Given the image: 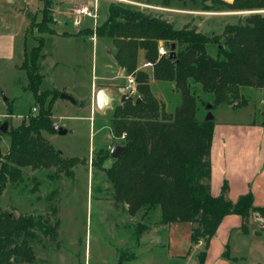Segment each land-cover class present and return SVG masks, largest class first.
<instances>
[{
    "label": "trees",
    "instance_id": "obj_1",
    "mask_svg": "<svg viewBox=\"0 0 264 264\" xmlns=\"http://www.w3.org/2000/svg\"><path fill=\"white\" fill-rule=\"evenodd\" d=\"M207 1L225 3L237 11L264 8V0H205L206 4ZM43 13L44 19L49 17L45 8ZM42 31L56 33L54 28ZM106 33L117 48L118 64L129 73H136L142 94L139 101L121 102L111 119L113 135L125 134L124 149L106 171L114 187V200L127 203L131 215L143 211V217H147L160 210L163 224H197L192 229L191 242L197 244L205 239V249L198 254L199 264H205L211 238L226 215H240L241 229L246 234L256 214L264 217V206L255 205L252 192L233 201L227 197L229 185L225 182L220 195H213L211 150L215 120L199 117L200 106L204 105L208 111L209 103L212 108L221 104L246 106L248 101L242 87L264 89V13L252 12L244 22L227 24L223 36H209L195 26L176 28L160 16L112 3L106 21L97 29L99 36ZM160 42L175 44V58L170 54L160 55ZM210 44L217 45L215 56L208 51ZM44 46L42 36L33 49V57L38 52L45 57ZM141 50L154 63L153 77L173 82L175 91L181 94V102L173 112H167L165 104L152 93L150 75L137 70ZM33 57L29 60L26 51L21 68L27 73L36 99L40 100L38 90L43 75L39 73L40 62ZM193 83L200 84L212 101L198 98L192 90ZM52 92L54 98L49 108L42 107L39 114H30L28 120L11 128L9 152L3 155L0 149V202L8 184L22 180L25 167L36 170L57 166L60 172L73 178V168L88 162L87 158L78 156L63 158L61 151L42 135L43 130L49 133L56 130L50 108L61 92ZM8 109L11 111V106ZM108 157L109 151L100 161ZM59 227L60 220L52 226L47 216L42 219L15 216L2 212L0 207V264L18 260L34 262L33 243L38 234L55 240ZM145 229V225L137 226L136 236L140 238ZM224 256L230 258L227 251Z\"/></svg>",
    "mask_w": 264,
    "mask_h": 264
},
{
    "label": "rangeland",
    "instance_id": "obj_2",
    "mask_svg": "<svg viewBox=\"0 0 264 264\" xmlns=\"http://www.w3.org/2000/svg\"><path fill=\"white\" fill-rule=\"evenodd\" d=\"M54 1H57V15H61L63 20L70 21L78 16L75 10L87 2V0ZM131 1L148 3L155 7L109 0L110 4H120L160 16L172 22L176 28L185 25L195 26L198 31L209 36L215 34L223 36L227 24L244 22L247 16L258 10H246L240 13L229 8L225 3L217 1L208 8L205 0ZM223 1L232 2L233 0ZM109 2L101 1L100 16L107 14ZM39 5L43 8L37 10ZM25 6H28L25 10L31 22L26 36L28 17L18 10ZM44 8L49 16L45 19ZM54 8L50 0L48 3L43 0H0V40L3 43L16 46L18 54L26 40L27 54L29 60H32L33 49L38 46V39L42 36L47 38L43 50L46 58L39 68V73L43 75L38 90L40 100L36 99L29 86L27 73L21 66L19 69L15 62L0 61V126L3 123L9 126L7 133L0 129V135H2L0 149L3 155L7 154L11 147L9 135L11 128L17 127L24 119L28 120L30 114H39L42 107L49 108L54 98L52 91L70 92L73 93L70 94L73 97L84 93L86 82L105 69L111 60L109 54L116 53V46L107 33L102 37L108 40L109 46L105 48L109 50L103 46H95L94 50L89 40L71 43L70 41L61 42V39L48 36L50 33L42 30L53 28ZM217 11H220V14H217ZM33 12L41 13V19L36 20ZM92 21V18L82 16L79 25L82 28L79 29L78 34H88L89 30L85 28L87 26L93 28ZM105 21L106 19L103 22L100 21L98 28ZM99 37L97 34V38ZM166 46L171 52V45ZM208 51L215 56L217 45L210 44ZM33 59L41 62L42 53H36ZM145 60H147L145 51L141 50L138 66ZM61 61L65 63L61 64ZM61 65H65L64 69H61ZM153 69L154 63L152 68L140 69L150 75L149 82L151 76L153 77ZM124 73L125 75L129 73L126 68ZM119 84L116 88H119ZM162 84L161 87L155 83L154 86L150 85L151 91L160 101H164L167 112H173L181 102V94L178 91L179 95L172 91L170 86L174 83L171 81ZM192 90L198 98L207 102L212 101L210 95L202 91L200 84L193 83ZM247 90L249 89L245 87L244 92L246 93ZM118 92L110 104L97 111L91 132L90 121L85 118L88 113L86 107L61 99L60 95L55 98L50 113L56 130L53 133L43 130L42 135L61 151L63 158L87 157L88 162L73 168L74 173L76 172L73 178L60 172L57 166L40 168L34 173L25 167L22 180L19 183L8 184L1 195L2 212H9L15 216L32 215L35 219L47 216L52 226L60 220L57 239L53 240L43 236L42 233L38 234V238L33 243L36 253L34 262L18 260L13 264H196L198 262V256L191 252L196 244L190 241L192 229L197 224L177 223L172 227L170 225V228H160L159 211H153L149 217H143V211L131 215L127 203H116L114 200V187L106 171L115 160L111 156L113 145L116 143L124 145L125 141V134L115 136L111 130L114 109L122 102ZM6 97L7 100H4ZM9 106L13 107L14 117L7 114ZM33 107L36 108L35 111L32 110ZM207 112L205 106L201 105L199 117L203 118ZM60 127L67 128L69 131L60 134L58 132ZM108 151L109 157L101 162L100 158ZM141 224L145 225L146 229L138 238L136 230ZM201 241H203L202 250H204L205 239H201L197 245ZM122 254L123 258H121Z\"/></svg>",
    "mask_w": 264,
    "mask_h": 264
},
{
    "label": "crops",
    "instance_id": "obj_3",
    "mask_svg": "<svg viewBox=\"0 0 264 264\" xmlns=\"http://www.w3.org/2000/svg\"><path fill=\"white\" fill-rule=\"evenodd\" d=\"M50 1H52L53 6L55 7L53 10L55 21L53 24V28L55 29L56 33H48V36H54L58 39H61V42L70 41L71 43H81V40H84L86 42L87 40H89L92 42L94 50L95 46H103V48H105V46H109L108 40H106L102 36H100L99 38L96 37V39L93 40L92 28L88 26L85 28L89 30L88 34H78L79 29L81 30L82 28V26H79L80 24L77 25L75 23L78 16L76 17V19L71 21L61 19V15H57L56 12L57 1ZM101 1L102 0H100V4ZM59 2L61 4V1ZM109 6L110 2L107 6L108 12L104 16H100L99 8L98 23H100V21L103 22L105 19H107L109 15ZM26 7L28 6L18 9L20 12H22V14H25L28 17V19H26V21L28 20V22L25 28V36L27 34V28L31 23L30 17L27 11L25 10ZM42 8L43 6L39 5L37 7V10ZM239 12L242 13V11ZM218 13L220 14V11H217V14ZM40 15L41 13L39 12L37 14H34L36 20L41 19ZM92 24L94 25V20L92 21ZM45 41H47V38H45ZM26 42L27 41L25 40V44ZM25 44L21 47L17 54L16 46L5 44L0 40V61L10 60L13 63L15 62L17 68L20 69V66L25 60L26 51L28 50V46L27 44ZM105 49L109 50V48ZM115 54H109L111 60L109 64L106 65L105 69H103L99 75H94L91 80H88L86 82L84 93H80V95H74L76 102L73 104H80L88 109V113L86 114L85 118L90 121V132L93 128V123L98 113L97 111L100 109L97 106V92L100 89H104L107 95L113 98L114 100L117 96L118 90L126 82L127 74L125 75L124 73L125 68H123L117 63V60L115 59ZM45 58L46 54L45 57L42 58L40 65ZM64 63L61 61V64ZM64 67L65 65H61V69H64ZM166 82L157 80L151 76V80L149 83L151 86H154L155 83L159 84L161 87L163 85L162 83ZM118 84L120 86L119 88H116ZM171 85L172 86H170V88H172V91L175 94H178L175 91L174 84ZM247 88L249 90H247L246 93L244 92L245 87L241 88L243 95L248 101L246 106L234 107L229 104H221L213 108L212 110L215 116V127L211 150V189L213 195L218 196L222 191L224 183L227 182L229 185L227 197L229 199L236 201L239 196L248 192H252L254 195L255 205L264 206V89H256L253 87ZM64 93L73 94L70 92ZM60 98L67 100L65 98H62L61 96ZM4 100H7V97ZM10 110L11 111H9L7 107V114L14 117L12 106ZM68 128L71 127L68 126ZM68 131L69 130L67 129V132ZM27 168H29V171L31 173H34L39 170H32L30 167ZM157 211H159L161 219L160 210ZM149 216L150 214L147 217ZM177 223L187 222H175L170 224L161 223L160 228H170V225L172 227V225ZM242 224L243 219L238 214H229L223 218L217 232L211 238L209 248L207 250L205 264H264V223H260L254 218L251 219L249 225L250 232L247 234L242 231ZM202 244L203 241H201V243L198 245L196 244L195 248L191 252H194V255L198 256V254L203 251ZM226 251L229 253L230 258H226L224 256V253ZM172 255L175 256V254L173 253ZM196 264H199V261Z\"/></svg>",
    "mask_w": 264,
    "mask_h": 264
},
{
    "label": "built area",
    "instance_id": "obj_4",
    "mask_svg": "<svg viewBox=\"0 0 264 264\" xmlns=\"http://www.w3.org/2000/svg\"><path fill=\"white\" fill-rule=\"evenodd\" d=\"M116 1H121V2H129L133 4H138L141 6H146V7H151L154 8L155 6H151L149 4L145 3H139V2H134L131 0H116ZM100 8V0H88L84 5H81L78 7L75 11L76 14L78 15L76 24H81V17L82 16H87L90 17L94 20V25L92 28V39L95 40L97 37V29L99 26L98 23V10ZM253 12H264V10H255ZM211 13V12H208ZM159 53L160 55H169L170 54V49L163 43L160 42L159 44ZM153 67V62L150 60H145L143 61L140 66L138 67L137 70L140 69H148ZM120 92V97L122 98L123 96L132 100H137L138 98L141 97L140 91H139V81L137 79L136 73H128L126 75V82L124 85H122L119 89ZM33 111L36 110L35 107L32 108ZM254 219L260 223H264V217H261L259 214H256Z\"/></svg>",
    "mask_w": 264,
    "mask_h": 264
},
{
    "label": "water",
    "instance_id": "obj_5",
    "mask_svg": "<svg viewBox=\"0 0 264 264\" xmlns=\"http://www.w3.org/2000/svg\"><path fill=\"white\" fill-rule=\"evenodd\" d=\"M207 4L209 6H211L212 5V2L211 1H208ZM175 56H176V53H175V44H172L171 45L170 57L171 58H175ZM60 96L62 98H65V99L71 101L72 103H75L76 102V99L72 95H70L68 93H61ZM96 99H97V106L100 109H104L108 104H110L113 101V98H111L110 96H108L104 89H100L97 92ZM127 99H129V98H126V97L123 96L121 98V101L124 102ZM139 100H140V98L137 99V101H139ZM212 107H213L212 104H210V103L207 104L208 112H207L206 117H205L206 120H214L215 119V116H214L213 111H212L213 110ZM0 129H1L2 132L7 133L8 130H9V126H8L7 123H3L0 126ZM58 132L60 134H65V133H67V129H65L63 127H60V128H58ZM123 149H124V146L123 145H119L118 143L114 144L113 145V148L111 150V156L113 158H115V159L118 158Z\"/></svg>",
    "mask_w": 264,
    "mask_h": 264
}]
</instances>
